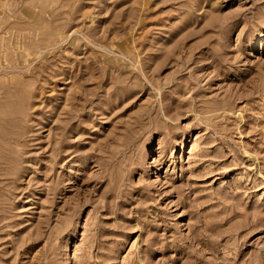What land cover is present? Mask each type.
<instances>
[{
	"label": "rangeland",
	"instance_id": "1",
	"mask_svg": "<svg viewBox=\"0 0 264 264\" xmlns=\"http://www.w3.org/2000/svg\"><path fill=\"white\" fill-rule=\"evenodd\" d=\"M0 264H264V0H0Z\"/></svg>",
	"mask_w": 264,
	"mask_h": 264
}]
</instances>
